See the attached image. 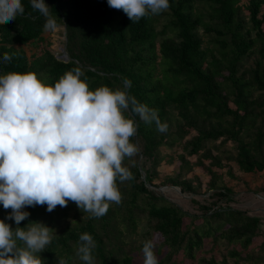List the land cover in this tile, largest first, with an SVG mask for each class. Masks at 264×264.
<instances>
[{
    "label": "trees",
    "instance_id": "1",
    "mask_svg": "<svg viewBox=\"0 0 264 264\" xmlns=\"http://www.w3.org/2000/svg\"><path fill=\"white\" fill-rule=\"evenodd\" d=\"M240 1L169 0L170 7L159 14L165 21L158 29L156 15L132 23L122 10L110 8L107 0H44L55 28L65 30L64 57L51 51L52 40L44 35L45 17L29 0H21L23 15L0 24V75L34 72L41 81L54 85L66 71L79 67L90 90L102 85L119 88L122 78H128L130 94L156 110L167 124V131L161 133L155 123L146 124L125 113L138 124L131 142L142 140L141 154L151 166L144 178L136 164L129 168L133 179L117 181L121 202L110 204L103 217L90 218L71 201L52 212L46 205L23 209L30 215L19 227L41 222L62 228L38 254L44 264H58L59 258L68 264H84L76 248L85 232L97 244L95 264H133L132 254L141 252L143 240L153 235H157L154 245L159 264H228L226 258L219 262L214 257H198L206 246L215 248L222 242L227 248L238 245V250L229 251L234 264L264 261L248 251L262 235L260 218L222 207H202L203 213L192 215L147 187L155 185L158 150L175 142L188 156L200 155L210 141L235 142L236 154L229 161L245 173L264 172V0H248L243 6L245 16ZM197 3L208 8L207 19L196 11ZM199 28L210 36L211 48L203 47ZM30 44L34 51L28 56L21 47ZM4 53L12 55V60L3 62ZM253 54L257 56L253 67H244V59ZM170 110L178 119L173 132ZM203 157L209 161L207 190H214L222 175L218 171L225 165L209 151ZM161 183L181 191L197 190L191 182L175 178ZM217 195L224 197L221 191ZM10 211L0 205V220L15 228L14 221L5 219ZM140 225H144L143 234H139ZM260 249L264 250V241Z\"/></svg>",
    "mask_w": 264,
    "mask_h": 264
},
{
    "label": "clouds",
    "instance_id": "2",
    "mask_svg": "<svg viewBox=\"0 0 264 264\" xmlns=\"http://www.w3.org/2000/svg\"><path fill=\"white\" fill-rule=\"evenodd\" d=\"M45 17L46 30L56 27L44 0H29ZM110 8L122 10L132 23L159 15L169 0H107ZM21 0H0V24L24 14ZM3 62L12 60L4 53ZM79 67L66 71L54 85L34 72L10 71L0 75V205L10 209L0 220V264H44L38 255L54 238L55 231L41 222L19 227L30 213L25 207L45 206L52 212L68 202L89 213L107 214L110 204L121 202L117 181L133 179L125 158L138 153L131 142L139 117L166 132L158 113L131 95L132 84L122 78V87L99 86L90 90ZM96 241L89 233L79 236L76 255L84 264H95ZM152 240L144 242L142 264H159ZM58 264H68L64 258Z\"/></svg>",
    "mask_w": 264,
    "mask_h": 264
},
{
    "label": "rangeland",
    "instance_id": "3",
    "mask_svg": "<svg viewBox=\"0 0 264 264\" xmlns=\"http://www.w3.org/2000/svg\"><path fill=\"white\" fill-rule=\"evenodd\" d=\"M248 0H241L240 6L242 7V15L245 16L243 6L247 4ZM196 11L205 14L208 8L202 3H197ZM200 10V11H199ZM264 10V6H263ZM158 18L157 28L160 29L164 23V17L162 15H156ZM245 21L247 18L245 17ZM45 36H49L52 40L51 51L58 57H64L65 53V30L64 28H55L52 31H46ZM198 35L203 40V47L211 48L212 45L209 42L210 36L203 33L202 29H198ZM25 53L30 56L34 51V45H25L21 47ZM256 54L246 57L244 59V67H253ZM170 132L176 130L177 118L176 113L170 110ZM186 140H183L185 142ZM182 142V143H183ZM222 140L217 142L210 141L205 144V149L197 156H188L183 151L181 144H173L172 147L166 145L162 146L158 150V159L160 160L159 166L156 169L157 174H154V186L147 184L148 189L157 196H162L167 200L175 203L184 211L200 215L203 213L202 207L207 208H230L235 210H241L246 212L249 216H255L260 218L262 224V235L258 237L251 245L248 251L255 256L264 257V250L260 249V245L264 241V172L263 173H245L239 170L233 159L236 154V143L226 141L221 143ZM134 144L138 148V153L132 158H125L124 166L131 168L133 164H136L144 178V171L148 170L151 166L145 156L141 154L143 149L142 140H135ZM209 151L213 156L219 157L225 165V168L218 172L220 175L216 179V188L214 190H207V184L209 181L208 173L205 171V167L208 166L209 161L203 157V154ZM183 158V160H182ZM213 170V168H212ZM216 171V169H214ZM214 171V172H215ZM229 171V172H228ZM178 179L179 181L191 182L192 187L196 191H181L179 187L172 185H165L161 182L166 179ZM187 185V184H186ZM184 185V187H188ZM221 191L224 197L217 195V192ZM194 192V193H192ZM77 211L70 212L69 216L75 214ZM71 217H68L67 221L70 222ZM57 225V224H55ZM55 233L62 230L59 226L52 227ZM139 234L145 232L144 225L139 226ZM157 235H153L151 240L155 244L157 241ZM141 241V240H140ZM146 240H143L145 242ZM232 249H239L238 245L230 246L227 248L225 242L218 244L215 248L210 244L204 248L203 251L198 253L199 258H206L209 260L214 257L217 261H221L226 258L228 264H234V259L229 256V251ZM259 249V250H258ZM157 248L155 246L154 251ZM133 264H142V253L134 252ZM160 258H158V261ZM238 264H264L261 263L240 261Z\"/></svg>",
    "mask_w": 264,
    "mask_h": 264
}]
</instances>
